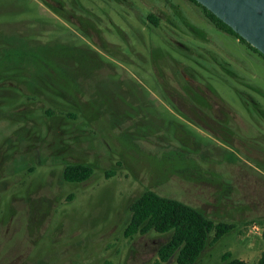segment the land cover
<instances>
[{"label": "rangeland", "instance_id": "374dc122", "mask_svg": "<svg viewBox=\"0 0 264 264\" xmlns=\"http://www.w3.org/2000/svg\"><path fill=\"white\" fill-rule=\"evenodd\" d=\"M0 5L25 11L0 65V264H153L170 234L124 237L146 190L236 225L197 264H257L263 57L191 0ZM71 163L94 174L68 182Z\"/></svg>", "mask_w": 264, "mask_h": 264}, {"label": "trees", "instance_id": "16d2710c", "mask_svg": "<svg viewBox=\"0 0 264 264\" xmlns=\"http://www.w3.org/2000/svg\"><path fill=\"white\" fill-rule=\"evenodd\" d=\"M199 5L204 11L208 20L219 30L237 37L253 52L263 57L256 48L247 43L234 30L215 16L211 11ZM11 7V6H10ZM16 9V10H14ZM24 8H8L0 5V65L4 63L6 56L9 61L12 52L11 37H18L17 33H9V30L16 29L11 26L10 19L6 15H21ZM25 12V11H24ZM152 24L159 25L158 18L154 14L149 15ZM20 23L21 20H18ZM13 36H12V35ZM16 34V35H15ZM9 65L0 69V85H4L9 79L12 69ZM0 91H4L1 88ZM1 98V96H0ZM94 174V168L86 164H71L64 171V178L68 182L80 183L88 180ZM236 228L234 223L215 221L206 215L201 209L187 204L175 198L162 196L155 191L146 190L131 205V218L124 230V237L131 239L134 236L156 232L170 234L169 240L161 246L158 259L153 264H163L173 258L177 264H197L204 251L217 244L224 236L233 232ZM264 238V227L262 231ZM224 264H248L245 260L233 257L231 252H225L222 256ZM257 264H264V250Z\"/></svg>", "mask_w": 264, "mask_h": 264}, {"label": "water", "instance_id": "95a60500", "mask_svg": "<svg viewBox=\"0 0 264 264\" xmlns=\"http://www.w3.org/2000/svg\"><path fill=\"white\" fill-rule=\"evenodd\" d=\"M264 55V0H196Z\"/></svg>", "mask_w": 264, "mask_h": 264}, {"label": "crops", "instance_id": "0c3cea01", "mask_svg": "<svg viewBox=\"0 0 264 264\" xmlns=\"http://www.w3.org/2000/svg\"><path fill=\"white\" fill-rule=\"evenodd\" d=\"M226 33V32H225ZM229 36H231V37H233V35H230V34H228ZM247 49L251 52V53H253V51L252 50H250L248 47H247ZM224 60H229V57L228 56H224ZM227 64H228V61H225Z\"/></svg>", "mask_w": 264, "mask_h": 264}, {"label": "flooded vegetation", "instance_id": "af4514ba", "mask_svg": "<svg viewBox=\"0 0 264 264\" xmlns=\"http://www.w3.org/2000/svg\"><path fill=\"white\" fill-rule=\"evenodd\" d=\"M71 164H78V163H71ZM71 164H66V165L64 166V168H63V176H64V171H65V169L67 168L68 165H71ZM71 183H72V182H71Z\"/></svg>", "mask_w": 264, "mask_h": 264}, {"label": "built area", "instance_id": "2783aa9c", "mask_svg": "<svg viewBox=\"0 0 264 264\" xmlns=\"http://www.w3.org/2000/svg\"><path fill=\"white\" fill-rule=\"evenodd\" d=\"M254 228H257V226H254Z\"/></svg>", "mask_w": 264, "mask_h": 264}]
</instances>
